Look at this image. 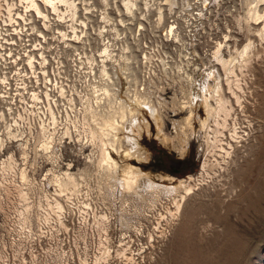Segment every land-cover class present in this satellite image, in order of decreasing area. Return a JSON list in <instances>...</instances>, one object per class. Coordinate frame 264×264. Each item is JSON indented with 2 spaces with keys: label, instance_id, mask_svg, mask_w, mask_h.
I'll list each match as a JSON object with an SVG mask.
<instances>
[{
  "label": "rangeland",
  "instance_id": "1",
  "mask_svg": "<svg viewBox=\"0 0 264 264\" xmlns=\"http://www.w3.org/2000/svg\"><path fill=\"white\" fill-rule=\"evenodd\" d=\"M126 1L57 2L62 17L71 20L59 31L69 38L80 23L85 38L76 36L80 47L73 57H65L73 62L72 69H63L70 81L57 87L63 98L57 104L56 94L45 93L48 122L39 119L26 147L13 142V163L0 165V264H23L24 243L11 244V238H23L25 225L42 224H111L113 239L123 231L130 248L139 246V264H264V30L258 34L263 21L252 14L254 8L264 11V0H135L131 10ZM248 41L247 63L238 58L232 66L243 98L242 110L234 105L243 138L231 139V151L224 156L217 148L207 150L213 126L200 124L206 117L203 86L221 77L229 95L219 59L228 61ZM135 70L139 88L158 108L154 117L134 98L130 74ZM107 78L115 83L111 88L118 87L117 98L138 111L139 128L132 125V133L116 135L135 136L145 160L113 156L120 164L139 167L156 185H170L156 174L171 177V185L189 183L191 191L175 218L171 200L178 193L159 192L146 176L140 177L137 192L125 190L115 178L106 179L89 136L68 125ZM23 118L29 119L26 114ZM42 124L52 131L49 150L41 147ZM66 126H71L69 134ZM7 135L16 137L10 130ZM96 136L101 137L98 131ZM8 151L0 148V160ZM21 170L26 179L20 178ZM66 172L77 178L74 192H60L57 186L55 178Z\"/></svg>",
  "mask_w": 264,
  "mask_h": 264
},
{
  "label": "bare ground",
  "instance_id": "2",
  "mask_svg": "<svg viewBox=\"0 0 264 264\" xmlns=\"http://www.w3.org/2000/svg\"><path fill=\"white\" fill-rule=\"evenodd\" d=\"M4 1L6 2L5 4L8 5V2L6 0H4ZM21 1L22 0H20V2ZM23 1L26 2L25 4L27 5V7L34 10L37 14H40L42 18L46 19L47 24H49L48 22L52 21L49 19V16L47 15L48 14L47 12L49 10L47 9L48 11H45L46 13L44 11L42 12L43 9L39 5V2H42L43 5H45V6H50V9L53 11L54 10L58 11L59 8H57V2L61 1L63 4L64 2H67L68 0H23ZM123 4H125L127 9L131 10V7L135 4V0H127L126 3H123ZM66 5H67V3H66ZM69 5H71V4H69ZM0 7H1V3H0ZM66 9H67V7H66ZM74 11H72V12L75 13ZM258 11L259 10L257 8H254L252 11V14H253L255 20H257L259 17L262 18V21H263L262 27L258 31V34L262 35L261 30L262 29L264 30V11H262L261 14ZM249 13H251V12H249ZM159 14H160V12H159ZM74 16H76V15H74ZM261 38H262V36H261ZM250 43H251L250 41L245 43L240 50L236 51V55L231 56V58L228 61H224L221 58L219 59L221 65H222V69L224 70V77H223L224 80H222V81H224V83L226 85V90L229 93V95H227L225 93L224 87L222 86L221 80H220L222 78L219 77V75H218L219 78H217V80L215 82H213L212 85L207 83L206 86H203L204 87L203 88L204 93H203V96L202 95L201 96H202V102L204 104L205 111H206V117L200 121V124L203 128L213 126L211 129L212 135L210 137L206 138L207 150H212V149L214 150V148H217V150L224 156H228L230 151H231L233 144L231 143L230 140L231 139L236 140L237 137L239 139L241 137V134H242L241 132L240 133L238 132L239 131V124H238V121L236 120V116H235L236 113L234 112V108H235L234 105L236 106V108H239V110H242L243 105H241L242 102L240 101V99H243V98L239 99V94L236 91V90L239 91V88H238L239 87V84H238L239 78L235 76V73L233 71L232 66L234 65L233 61L235 59H238V58L240 59V62H242V61L246 62L248 55L251 53V52L248 53L249 48H250ZM220 47L221 46H218L217 49L215 50L216 55H217V53L219 54L218 51H219ZM238 63H239V61H238ZM30 70H31V73H33L34 75L36 74V71L39 70L41 72V74L43 75V78L49 77L48 74H51L50 70L56 71L59 74L63 72V69H30ZM0 71H2V69H0ZM17 71L21 72L25 76H27L28 75L27 73L29 72L28 69L23 70V71L21 69H17ZM102 71H103V73L108 74V71L106 69H102ZM215 73H217V71ZM53 75H54V73H53ZM130 76L132 77V80L134 82V95H135L134 98L136 99L137 105L138 106L139 105H145L147 107V109L150 111L151 115L154 117V115L156 114L155 112L158 111V108L156 105H154L151 102V99L149 98L147 93L145 91H143L142 88L141 89L139 88V86H138L139 82L137 80L138 76H137L136 70L134 72H131ZM0 78L4 80L5 76L1 75ZM52 78H53L54 86L46 84L45 82L43 84L37 82L36 83L37 87L31 88L29 91L30 93L28 96L31 99L37 100V102H39V103L41 102L40 107H36L35 109H34V107H32V108L28 107L29 111L25 112V110H20V108H15L14 105H12V109L14 108L13 110H15V115H12V116L10 115L9 118L7 117L6 114H4L3 111H1V108H0V142L2 141V143H3L2 146L0 145V148L6 147L10 150V151H8L9 153L6 156L7 158L6 159L2 158L0 160V165L2 167L5 166L4 164L6 161L8 162L9 166H11V164L13 163L12 153H13L14 147H15L14 143H16L17 146L23 145L24 147H26V145H28L29 140H31V136H32L33 131L36 130L39 119L43 118V119H45L46 122H48V119L45 115V111H46V107H49V106H47V104H46L45 93L47 91L51 90L52 91L51 96L56 94L57 96L55 95L53 97L56 100L58 99L57 104H58V101L63 98V96L58 94V92H57V87H59V85L63 82L57 81V79L54 77H52ZM49 79H51V78H49ZM114 85H115V83L111 79L107 78L104 80V82L102 83V86L100 88V89H102V92L98 93V91L100 89H96V87H94V90H93L94 95H92L87 100V103L85 104V106L79 108L78 115H75L76 116L75 119L70 120L69 122L71 124L69 123L68 125H71L73 128L77 129V131L79 133L83 132L86 135V137L89 136L91 145L96 146L97 151H98L97 152L98 153V164L97 165H99L101 172H102V175L105 176L106 179L115 178L114 181L119 180L121 183L120 185L125 190L136 191V189L138 188V185H139L140 177L146 176L149 178L148 174L146 175V173L141 172V169L139 167L131 166L128 163L120 164L114 158L113 152H115V154H117V155L123 156L124 158L135 157L138 160H143V161L145 160L144 152H143V150L140 149V146H139L135 136H131V135L130 136H124L126 138V139H124V137H119L116 135L117 132L123 131V130L131 132V130H132L131 126L132 125H134L135 127H138V125H139L138 120H137L138 119L137 118V112L138 111L136 112L131 107H129L127 104L128 103L127 101H126L127 102L126 103L123 100H120L119 98H117V96H116L117 91H115L114 89L117 90L118 87H115L114 89L110 87V86H114ZM2 91L4 92V90H2ZM2 91H0V92H2ZM33 94L36 95L35 98L33 97ZM46 95H48V94H46ZM32 104H34V102H32ZM69 105L71 106V104H69ZM57 108H58V106H57ZM57 108H55L56 111H57ZM73 109H74V107H73ZM49 113H50V111H49ZM24 114L28 115V118H29L28 120H26V122L24 121V118H23ZM51 117H52L51 119L53 122L52 124L54 126L57 123V121H56V116H54L53 110L51 111ZM190 117H191V113L186 118V123L190 122ZM85 118L90 119L92 121L94 127H92L90 125L89 126L85 125L86 124L85 120H84ZM68 120H69V118H68ZM32 122L34 123V125L32 124ZM247 124H250V123L248 122ZM31 125H33V127ZM71 126H66V128H65L66 134L70 133ZM40 128H41V134H42V138H43V142H42L41 147L49 150V146H50V144H52V131L50 133L48 131V129L44 126V124H42V126ZM54 129H55V126H54L53 130ZM8 130H10L13 134L15 132L16 137L8 136L7 135ZM96 130L100 133L101 137L96 136V133H97ZM240 131H241V129H240ZM246 133H244V134H246ZM164 138L167 141H171L170 137L166 136L165 134H164ZM241 138H243V137H241ZM10 143H12V145ZM10 156H11V158H10ZM156 176L158 178H166L167 179L166 182H169L168 184H170V185H164V184L156 185L155 180H152L150 178H149L148 185L152 184V185H155L157 188L159 187V189H158L159 192H161V191L162 192L163 191L168 192L169 191L172 194L178 193V194L174 195L172 197V200H171L172 205L174 207V211L171 213V219L173 217L175 218V216L176 217L178 216L176 214L179 211V208H180V205H181V202H182L184 196H186L185 194L191 191L190 190L191 186L189 185V183L183 184L181 180L179 181L178 185H174V184L171 185V183H172V181L170 179L171 177H169V176L163 177L160 174H156ZM20 178L26 179L25 170H21ZM116 178H119V179H116ZM55 180H56L58 188L60 189V192H64V193L66 191L74 192L77 190V187H78L77 186V178L75 177V175L73 173L66 172L63 174L62 177H57V178H55ZM151 187H153V186H151ZM179 187L182 188V192L179 191ZM57 204H58V207L61 208L60 203H57ZM26 226L28 228L31 227V228L36 229V232H39V231L42 232L40 229H43L42 225H35V226L26 225ZM53 226H55V228L52 227L51 231H53L54 229L56 230L53 233L54 238L56 236H58V234L61 230L64 232L63 234L67 235L68 237L70 235H72V241H74L75 239H80L81 244L83 245L82 250L85 252L84 249H87V250L90 249L91 250L90 253L94 254L93 255L94 258L98 261L104 260L110 254V252H109L111 249L110 243L105 239L104 240L106 242L102 241V240H97L96 243L94 242L93 244L87 246V245H85V236L82 235L81 232H76V233H72V231L69 232L70 229L67 225H53ZM69 226H72V225H69ZM80 226H82L83 229H84V227L87 228V225H75L76 231H80V228H79ZM95 226L99 227V229H101L103 231H106L107 225H95ZM84 246H85V248H84ZM136 248H137V251H140L139 246H137ZM116 250H119V249H116ZM60 251L63 254L68 253V252L70 253V250L68 251L67 249H65L62 246H60ZM115 254H118V252H115Z\"/></svg>",
  "mask_w": 264,
  "mask_h": 264
},
{
  "label": "built area",
  "instance_id": "3",
  "mask_svg": "<svg viewBox=\"0 0 264 264\" xmlns=\"http://www.w3.org/2000/svg\"><path fill=\"white\" fill-rule=\"evenodd\" d=\"M41 4L42 12L49 10L47 15L52 20L48 22L49 24L27 5L23 7L18 3L16 5L10 2L8 5L2 3L0 7V69H2L0 77L5 76L4 80L0 78V91L4 90L0 92V108L8 118L10 115H15L12 105L25 112L29 111L28 107H34V109L40 107L41 102L28 96L30 89L37 87V82L54 86L52 77L63 82L70 81L63 72L59 74L50 70L49 77L43 78L39 70L34 75L30 69H72L73 60L69 64L65 57H73L74 52L80 47L79 38L81 37V40L85 38L79 30L80 23L76 24L77 30L72 31L69 38L65 32H60L59 26L67 28L71 20L62 17L63 13L59 10L53 11L50 6H45L42 2ZM56 14L61 16L57 17ZM76 36L79 38L76 39ZM17 69L22 71L28 69V75L25 76ZM67 226L70 229L69 232H81L85 236L87 246L96 243L97 240H107L110 243V254L104 260L98 261L94 258V254L90 253V249H84L85 252L82 250L83 245L80 239L72 241V235L68 237L61 230L54 238L53 233L56 230L51 231L52 227L55 228L53 224H42L43 229H40L42 232H36V229L25 225L20 231L23 233V238H11V244L20 240V245L24 243L26 256H20L23 264L24 258L27 259V264H139L137 248L129 247L130 239L127 240V234H123V231H120L113 239L110 231L111 224H107L106 231L94 224H87V228L84 227V229L80 226V231H76L74 224L72 226L67 224ZM60 246L70 250V253H61Z\"/></svg>",
  "mask_w": 264,
  "mask_h": 264
}]
</instances>
